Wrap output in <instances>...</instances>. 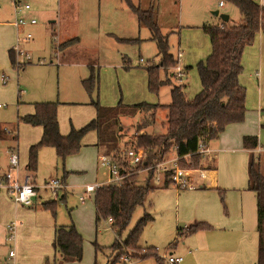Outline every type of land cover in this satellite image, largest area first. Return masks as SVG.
Returning <instances> with one entry per match:
<instances>
[{"label":"rangeland","instance_id":"obj_1","mask_svg":"<svg viewBox=\"0 0 264 264\" xmlns=\"http://www.w3.org/2000/svg\"><path fill=\"white\" fill-rule=\"evenodd\" d=\"M133 1L139 5V0ZM223 1L225 7H220V0H151L154 7L156 5L159 9V25L162 32L168 34L171 53L177 58L179 51H183V70L186 65L189 66L184 70L183 80L173 76L174 66H170L166 74L161 67L160 77L171 79L176 84H187L186 93L190 99L202 89L197 66L199 62L207 60L212 49L210 37L202 24H218L220 19L213 14L216 10L228 13L236 20L242 17L234 3ZM18 4H29L30 9L17 14ZM22 16L37 20L36 24L24 27L18 45L31 59L26 54L16 53L17 61L21 63L20 66L14 64L19 74L16 89L20 110L18 111L17 103L0 99V123L6 124L8 131L15 129V133L19 135L16 144L19 146V168H22L23 177L31 175L34 184L39 187L50 177L65 179L69 185L64 191H60L59 198L55 201V216L50 209H45L51 218V228L55 224H75L84 238L82 260L69 263L109 264L117 253V250L111 249L118 236L117 228L108 220L100 221L97 228L95 192L84 204L79 199L86 185L101 183L108 178L107 169L99 162L97 147L95 144H86L96 142V133L89 132L82 140L80 151L70 155L65 162L58 158L54 147H42L37 169L31 171L26 169L29 146L41 137V127L27 124L21 117L29 112L27 110L34 111L33 102H57L60 128L68 132L72 124L80 127L95 117L96 108L92 99H98L103 106H116L121 100L125 104L143 101L169 104L172 98L171 85L161 86L158 92L151 91L148 87L147 67L160 62L157 44L150 39L149 28L140 27L137 16L124 0H0V18L13 21ZM29 33L31 37L27 38ZM260 33L264 34H258ZM71 37H79L74 47L64 52L56 49L62 39ZM130 39L139 40L129 41ZM257 46L258 41L255 39L253 44L246 47L242 58L243 72L240 81L246 88L247 105L244 121L252 117L256 119L258 113L264 115V54L260 57L254 50ZM141 59L144 61L141 62ZM91 75L96 76V84L94 90L89 92L84 80ZM147 115V112H143L135 117H121L125 135L120 147L135 138L137 125ZM165 116L166 109L159 108L155 122L148 127V131L152 134L165 131ZM255 135L259 136L263 152L254 154L261 156L264 166V125ZM12 143L9 139H0L2 168H8ZM83 149L89 151L82 155ZM174 153L175 151L168 153L165 160L174 158ZM219 169L220 185L201 188L197 181L200 177L196 176V187L185 189L177 187L173 182L164 185V182L158 181L157 176H161V171L158 170L152 179L153 190L147 195L144 205L134 212L129 226L122 231L120 238H127L145 212H152L155 219L146 225L141 239L155 245L161 256H167L169 251L166 247L169 242L182 241L188 234L183 231L185 225L204 221L211 225L208 234L215 244V260L212 264H257V196L247 187L240 188L242 183L238 187H230L231 178L246 180L241 175L244 166L240 159L227 158L219 164ZM138 177L140 183H145L148 172H139ZM41 196L40 204L54 201L49 190H43ZM20 206L26 210L23 217L27 221L40 222V217L36 214L39 205ZM195 217L198 219L193 220ZM180 227L181 230L178 229ZM40 230L42 233L45 231L44 228ZM7 236L10 235L7 233ZM42 239L40 233L35 235L34 228L33 231H25L19 246L12 241L1 244L0 264H24L16 261V257L9 258L11 250L17 253L18 259L29 261L28 264H39L34 260H38L40 251L48 250L54 257L53 238L47 244L42 243ZM124 249L133 251L132 248ZM117 263L119 264L118 261ZM195 264H205V261Z\"/></svg>","mask_w":264,"mask_h":264},{"label":"trees","instance_id":"obj_2","mask_svg":"<svg viewBox=\"0 0 264 264\" xmlns=\"http://www.w3.org/2000/svg\"><path fill=\"white\" fill-rule=\"evenodd\" d=\"M124 1L137 16L140 27L149 28L150 39L157 44L160 62L147 67L148 87L151 91L158 92L161 86L171 85V102L160 104L143 101L125 104L121 100L116 106H103L98 99H92L96 108V117L81 128L72 127L67 135L62 134L60 130L59 104L52 101L36 102L34 112L21 117L25 123L43 128L39 142L30 147L27 169L31 171L37 169L38 155L44 146L54 147L58 158L65 162L70 155L80 151L83 138L90 131H95L98 137V148L105 149L120 162L122 168L125 167L131 172L123 184L101 185L95 191L97 224L112 217V225L118 232L111 246V249L117 250V253L109 264H116L123 254L143 258L153 256L164 263L156 246L139 245L146 225L154 218L150 212H145V215L130 230L127 238H120L122 231L129 226L134 212L139 206L144 205L147 195L154 188L152 179L155 169L147 170L149 175L145 183H140L137 170L164 161L168 153L172 151H175L179 157L178 162L181 167L202 168V155L198 153L200 143L217 139L229 124L244 121L247 105L246 88L240 81L243 72L242 57L244 50L254 43L258 33H264V7L256 0H227L234 3L240 10L241 21L236 23L230 20L224 21L222 25L205 24L203 26L210 37L212 49L207 60L199 62L197 66L202 89L190 99L184 84H176L171 79L160 77V68L162 67L166 74L170 66L176 64V58L170 51L168 34H164L161 30L154 5L144 9L133 0ZM78 40L79 38H74L61 42V51L67 48L66 46L77 43ZM138 40L130 39L129 41ZM185 68V70L188 69ZM84 84L87 90L92 92L95 88L96 76L91 75L84 80ZM161 107L166 109L163 123L165 131L152 134L147 131V128L154 124L157 110ZM143 112L149 115L137 125L135 138L129 142L126 141L125 146L120 147L125 135L121 117H135ZM258 144L257 135L244 137V145L247 148H257ZM131 146L145 149V158L138 167L129 166L127 163L123 148L127 149ZM248 172V188L257 196L259 235L257 264H264V166L262 159L254 153L250 157ZM62 181L66 182L65 179ZM44 206L55 216V201L45 202ZM210 228L209 223L197 222L183 231L192 234ZM53 247L55 259L51 263L47 260L46 264L81 261L84 253V238L74 224L56 225ZM125 247L132 248L133 251L125 250ZM97 248L99 249L100 246ZM143 248H147L148 251L142 253Z\"/></svg>","mask_w":264,"mask_h":264},{"label":"crops","instance_id":"obj_3","mask_svg":"<svg viewBox=\"0 0 264 264\" xmlns=\"http://www.w3.org/2000/svg\"><path fill=\"white\" fill-rule=\"evenodd\" d=\"M221 1H223V0H220V2ZM220 2H219V5H220ZM256 2L264 7V0H256ZM139 5L144 9H148L152 5H154V3L153 2L151 3V0H139ZM176 5H178V3ZM225 6H226L225 3L223 6L220 5V7H225ZM154 8L158 14V12H159L158 7L155 5ZM22 11H24V10H22ZM214 12H213V14H214ZM215 16H218L220 19V22L217 25H222V23L224 21L221 19V17L219 15H215ZM22 17H24L26 19L33 18V17H27V16H22ZM158 20H159V15H158ZM230 20L238 23L241 21V17H240V19L236 20L234 18H231V16H230ZM15 22H16V19L12 21V20H8L7 18H0V99L5 98L4 100H6L10 103H17L18 111H19L20 110V100L17 97V89H16V87L19 85V74L17 73L18 70L15 66L16 60H17L16 48L18 47V45L20 43V34H21V31H23L24 27L17 26ZM205 24L206 23H203L202 26H204ZM74 38H79V37L65 38V39H62L63 40L62 42H65V41H68V40H71ZM256 40L258 41V46L254 50L260 55V57H263V54H264V34H261V33H260V35L258 34L256 36ZM75 44L71 45L70 47L63 49V52L65 50L69 51L70 50L69 48H72V46L74 47ZM61 58H62V56H61ZM242 65H243V61H242ZM186 67H189V66L186 65ZM181 80H183V79H181ZM19 97H20V95H19ZM35 103L36 102H33V104H35ZM0 108H2V105L0 106ZM27 111H29V112H27L23 116L34 112L33 110L32 111L27 110ZM95 117H96V115H95ZM94 118H92V119H94ZM263 121H264V115L262 116L260 113H258V116L256 117V119H255V117H252L250 119H246V121H244V122L242 121V122L229 124L226 127V129L222 132V134L220 135L219 138L206 142L208 144V146H210V148L213 151H212L210 157H208V156L202 157V159H203L202 160V168L188 171V174H189L190 178L193 180V182H196V180H197L196 176H199L200 179L197 181H199V186L201 188L216 187L217 185H220L219 164L221 165V162H223V160H225L227 158H232L234 160L240 159L242 166H244V172L243 173H245V174L242 173L241 175L242 176L244 175V177L246 179L245 180L246 183H245V181H243V178H241V179L240 178H236V179L231 178L232 183L230 184V187H234V186L238 187L239 183H242L239 186L240 188H246L247 187V189L250 190L248 188L249 187L248 165H249L250 157H251V154H253L255 152L259 153V151L263 152V150L260 149L261 146H260V140H259L258 135L257 136H258L259 144H258L257 148H247L244 145V137L248 136V135H255L256 133H258L260 127H263V125H264ZM59 123H60V121H59ZM5 125L6 124L0 123V139L11 140V142H13V143L10 146V149H14V148L18 147L19 165H20L19 146L16 144L18 142L19 135L17 133H15V131H14L15 129H12L14 131L13 133H11L12 130L8 131V128ZM84 125H82L80 127H76L72 124L71 128L72 127L81 128ZM39 127H41V137H42L43 128H42V126H39ZM71 128H70V130H71ZM149 128L147 129V131L150 130ZM60 130H61V128H60ZM70 130L68 132H64L63 130H61V133L64 135H67L70 132ZM41 137L37 140V142H39ZM96 138H97V140L95 143H86V142L85 143L87 145L95 144V146L98 149V157H99L98 159L100 162V156L101 155H104V154L110 155V154L107 153L105 151V149H103V148L99 149L98 148V146H97V141H98L97 133H96ZM37 142L30 144L29 150H30L31 145H33ZM125 149L126 148H123V150H125ZM87 151H89V150L83 149L82 155H84ZM174 154L176 155V153H174ZM256 156L261 158V156H259V155H256ZM9 169H10V162H9L7 169L2 168L0 166V175L9 171ZM26 169H27V166H26ZM13 171L16 172L15 170H13ZM143 171H147V170H143ZM201 172L204 173V177L201 176ZM19 174L21 177H23L22 176L23 175L22 168H20ZM148 175H149V173H148ZM27 177L29 178L30 182L34 183L32 176L29 174H26L25 177H23V178L25 179ZM50 178H53V177H50ZM50 178H48V179H50ZM48 179L45 180V183ZM146 180H147V177L144 179V181H146ZM208 180H210V181L207 182ZM105 181H102L101 183L100 182H97V183L102 184ZM97 183H95V184H97ZM168 184H170V183H165L164 185H168ZM67 187H69V185L66 183L65 189H67ZM85 187H84V191L81 192L79 195V199H80L81 204L86 203L87 199L91 196V194L86 193ZM65 189H63V191ZM43 190H47V189H43V188L40 189L39 194L35 199L34 205L30 206V207H36L39 205V207H38L39 209L37 208L39 211H37L36 214L39 215L40 222H37V223H32V222L30 223L29 220L27 221L23 217L26 214V210L21 209V206H20L21 204H18L15 201H13L11 196L8 195L5 191L0 192V245L6 243L7 241H12L16 246H19L20 245V238H23L25 236V231H33L34 228H35V235H38L40 233L43 237L41 242L47 244L48 241L49 242H50V240L52 241V238L54 240L56 225H69V224H55L54 227L51 228V226H52L51 218H50L49 214L45 211V209H46V207L44 206L45 202L40 204V200L42 199L41 194L43 193ZM49 192L52 194L54 201H56L57 199L54 197L53 192L50 190H49ZM65 194H63V197H65ZM82 196L84 198L83 200L81 199ZM94 206H95L94 207L95 208V223H96V226L98 228L99 224H97V220H96L97 213H96L95 199H94ZM150 213L153 215V217H154L153 220H154L155 219L154 214L152 212H150ZM196 219H198V217L193 218V220H196ZM12 220H14V222H16V230H15L14 236L10 237V236H7V233L10 235V233L8 231V224L10 222L12 223ZM153 220H151L149 223H151ZM197 222H204V221H195L193 223H197ZM41 228L45 229L44 233H42V231L40 230ZM36 238H38V237H36ZM39 238L41 239V237H39ZM52 245H53V242H52ZM139 245L142 247L155 246L153 244H149L147 242L142 241V239H140ZM214 246H215V244L212 242L211 238L209 237L208 230H200V231H197V232L192 233V234H186L185 237L182 239V241L172 240L171 242H169V245L166 247V249L171 254L184 256L183 262H181L179 264H195V262H199L202 260L205 261V264H212L213 261L215 260V258H214V254H215ZM53 251H54V254H53L54 257H52V253L48 252V250L40 251L38 253V260H34V261H36L35 263L46 264L47 260H49L50 263L53 262V260L55 259L54 247H53ZM46 255L49 256L50 259ZM15 257H16V261H18V262H21L24 264L29 263V261H24V260L18 259L17 253H15L13 250H11L9 253V258H15ZM44 257H47V258L45 259ZM44 259H45V261H44ZM40 261H44V262L40 263ZM69 262H74V261H67L66 264H71ZM118 262H119V264H164V263L160 262L156 257H153V256L148 257V258L132 257V260L129 261L128 263L121 262V260L119 259ZM64 263H61V264H64ZM116 264H118V263H116Z\"/></svg>","mask_w":264,"mask_h":264},{"label":"built area","instance_id":"obj_4","mask_svg":"<svg viewBox=\"0 0 264 264\" xmlns=\"http://www.w3.org/2000/svg\"><path fill=\"white\" fill-rule=\"evenodd\" d=\"M220 5H224V1L220 2ZM30 9L29 4L25 5H17L16 12L17 14H20L22 10H28ZM16 25L19 27H25L26 25H34L37 23V20L35 18L26 19L24 17H18L16 19ZM31 34L29 33L27 35V38H30ZM60 44L56 46V49L60 50ZM17 55L23 54L27 56L28 59H31V56L28 53H25L20 48H16ZM184 55L183 51H179L177 58H176V64L173 67L174 74L179 79L184 78L185 71L183 70L181 60ZM143 62L144 60L141 59ZM20 66V62L16 60V65ZM1 106V105H0ZM212 149L206 142H202L199 145L198 153L202 155V157L208 156L210 157L212 153ZM125 157L127 160V163L129 166L132 167H138L139 164L142 163L143 159L145 158L146 152L144 148L131 146L124 150ZM179 157L176 155L172 159L164 160L160 163H157L155 165H152L148 168H143L137 170L138 172H141L143 170H149V169H155V174L158 170L161 171V176H157L158 181L166 183V181L175 183L179 188L185 189V188H194L196 185L194 184L193 180L190 178L188 171L194 170V169H185L180 166L179 164ZM9 162H10V169L9 171L5 172L4 174L0 175V192H6L8 195L11 196V198L18 204L24 205V206H33L35 203V199L39 194L40 189H47L53 192V195L56 199L59 198L60 191L66 188V183L62 181L60 178H50L46 181V183L42 186H36L34 183L30 182L29 178H25L22 180L19 171V155L18 150L16 148L11 149L9 151ZM100 164L102 167L106 168L108 171V179L102 183V184H89L86 185L85 190L87 194L94 193L97 188L101 185H121L125 182V179L130 176L131 172L126 169L125 167L122 168L120 162L115 159L111 155H101L100 156ZM199 169V168H197ZM15 170L16 172H14ZM196 170V169H195ZM163 175V178H162ZM201 176L204 177V173L201 172ZM83 200V196L81 197ZM109 222H113V218L109 217ZM189 225H185L183 229H187ZM16 230V222H12L8 225V231L10 233V237L14 236ZM147 248L142 249V253L147 252ZM158 251V248H157ZM159 254V252H158ZM159 256L162 258L164 264H179L183 262L184 256L182 255H174L171 253H168L167 256ZM121 262L128 263L132 260V256L129 254H123L120 256Z\"/></svg>","mask_w":264,"mask_h":264},{"label":"water","instance_id":"obj_5","mask_svg":"<svg viewBox=\"0 0 264 264\" xmlns=\"http://www.w3.org/2000/svg\"><path fill=\"white\" fill-rule=\"evenodd\" d=\"M214 14H215V15H219L223 21H229V20H230V16H229V14H227V13H220L219 10H216V11L214 12Z\"/></svg>","mask_w":264,"mask_h":264}]
</instances>
